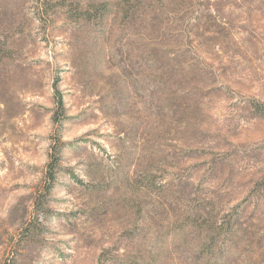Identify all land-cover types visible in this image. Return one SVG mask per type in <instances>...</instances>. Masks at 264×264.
Wrapping results in <instances>:
<instances>
[{"label":"rangeland","instance_id":"rangeland-1","mask_svg":"<svg viewBox=\"0 0 264 264\" xmlns=\"http://www.w3.org/2000/svg\"><path fill=\"white\" fill-rule=\"evenodd\" d=\"M5 261L264 264V0H0Z\"/></svg>","mask_w":264,"mask_h":264},{"label":"trees","instance_id":"trees-1","mask_svg":"<svg viewBox=\"0 0 264 264\" xmlns=\"http://www.w3.org/2000/svg\"><path fill=\"white\" fill-rule=\"evenodd\" d=\"M56 166H57V162H54L53 164H51V165L49 166V171H48V176H47V177H48V181H49V184H50V185H48L47 189H45L46 192H49V191H50V188H51L52 184H53L54 181H55V168H56ZM42 201H43V199L38 198V199L34 202L35 210H39V211L42 210V206H43ZM26 232H27V231H26ZM30 237H31V235H30L28 232L25 233L24 238H22V239L18 242V245L20 246V245L24 244L25 242H27V240H29ZM18 253H19V252L16 251V255H17ZM11 260H12V259H11ZM4 264H12V263H11V262L9 263V262L5 261Z\"/></svg>","mask_w":264,"mask_h":264}]
</instances>
